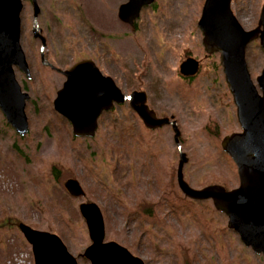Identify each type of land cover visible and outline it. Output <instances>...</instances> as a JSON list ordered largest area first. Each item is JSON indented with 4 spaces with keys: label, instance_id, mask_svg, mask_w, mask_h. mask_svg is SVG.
I'll return each instance as SVG.
<instances>
[{
    "label": "rangeland",
    "instance_id": "374dc122",
    "mask_svg": "<svg viewBox=\"0 0 264 264\" xmlns=\"http://www.w3.org/2000/svg\"><path fill=\"white\" fill-rule=\"evenodd\" d=\"M36 1L37 32L46 46L40 50L32 37L33 8L24 0L20 44L31 77L14 67L30 96L27 133L17 134L0 111V264H34L20 222L55 233L78 264H91L83 256L91 241L79 212L82 202L101 208L104 241L119 243L146 264H264L227 227L212 200L190 199L177 185L180 153L188 157L183 177L193 188L232 189L239 183L221 140L241 128L219 54L204 51L197 24L204 0H154L132 26L117 15L127 0ZM263 2L231 1L245 30L257 26ZM41 57L61 70L92 59L122 92H146L157 116L176 121L179 144L170 124L146 128L126 101L99 116L93 137L73 136L70 122L53 108L65 75ZM188 57L199 61V70L184 77L179 65ZM245 58L256 84L264 66L258 39L248 43ZM69 178L79 181L84 196L67 191ZM143 201L152 205L151 216L142 213Z\"/></svg>",
    "mask_w": 264,
    "mask_h": 264
},
{
    "label": "water",
    "instance_id": "95a60500",
    "mask_svg": "<svg viewBox=\"0 0 264 264\" xmlns=\"http://www.w3.org/2000/svg\"><path fill=\"white\" fill-rule=\"evenodd\" d=\"M23 1L0 0V111L20 136L28 131L25 105L30 96L18 83L14 67L27 78L31 77L20 44ZM30 1L35 35L42 38L43 47L45 40L37 32L36 21L40 7L36 0ZM153 1L127 0L119 6L118 18L132 26L141 8ZM231 1L204 0L197 24L202 32L206 54H219L225 81L236 106L241 131L224 136L221 147L236 165L239 183L232 189H226L220 184L193 188L183 177V167L188 161L184 153L179 155L176 180L186 197L212 200L214 207L226 215L227 227L238 234L246 247L264 258V66L256 76V85L245 58L248 43L255 39L259 40L264 51V2L257 26L245 30L231 9ZM42 61L54 68L44 59ZM57 70L65 75V81L56 92L53 108L70 122L73 136L93 137L99 116L126 101L146 128L152 130L170 124L174 131V141L179 144L180 130L175 120L157 116L147 104L146 92H122L110 76L101 73L92 59L80 60L66 70ZM198 70L199 61L192 57L186 58L179 65V72L184 77L194 76ZM64 186L72 196L85 194L75 178L67 179ZM79 212L84 218L91 241L84 249L83 256L91 264H146L142 258L133 255L119 243L104 241L105 222L98 204L82 202ZM18 228L31 247L34 264H78L55 233L35 229L23 222L18 224Z\"/></svg>",
    "mask_w": 264,
    "mask_h": 264
},
{
    "label": "trees",
    "instance_id": "16d2710c",
    "mask_svg": "<svg viewBox=\"0 0 264 264\" xmlns=\"http://www.w3.org/2000/svg\"><path fill=\"white\" fill-rule=\"evenodd\" d=\"M113 110H114V109H112L111 111H113ZM3 123H4L5 127H8V124H7L6 122H3ZM113 151H114V153H117V155H118V157H119L120 150H116V149L113 148ZM120 160H121V159L118 160V164H119ZM116 163H117V162H116ZM53 168L55 169V170H54L55 174H57L58 172H57V170H56V167L53 166ZM114 170H115V169H114ZM56 172H57V173H56ZM138 205L140 206V208H141V210H142V213H143L144 215H146V216H151V215H152L153 207H152V205L148 204V202L145 203V202L143 201V202L139 203Z\"/></svg>",
    "mask_w": 264,
    "mask_h": 264
},
{
    "label": "flooded vegetation",
    "instance_id": "af4514ba",
    "mask_svg": "<svg viewBox=\"0 0 264 264\" xmlns=\"http://www.w3.org/2000/svg\"><path fill=\"white\" fill-rule=\"evenodd\" d=\"M28 2H29V4L30 5H32V3H31V1H29L28 0ZM24 5V4H23ZM33 8V7H32ZM32 18H33V15H32ZM33 23H34V18H33ZM36 21H37V18H36ZM37 24H38V22H37ZM34 26H35V24H34ZM38 28H39V26H38ZM38 32H39V34L44 38V40H45V44L43 45V46H46V39H45V37H44V35L42 34V31L39 29L38 30ZM36 34V32L34 31V29H33V34H32V37H33V39L34 40H39L40 41V44L42 45V43H41V41H42V38L40 37V36H36L35 35ZM41 59H43V57H41ZM45 60V59H44ZM83 60V59H82ZM46 62H49L48 60H45ZM43 62V61H42ZM52 66H54V68L53 67H51L50 65H47V64H45L46 66H48L50 69H52V70H54V71H57V72H59L57 69H60L59 67H57V66H55L53 63H51V62H49ZM61 70V69H60ZM60 73V72H59ZM57 92V91H56Z\"/></svg>",
    "mask_w": 264,
    "mask_h": 264
},
{
    "label": "bare ground",
    "instance_id": "6f19581e",
    "mask_svg": "<svg viewBox=\"0 0 264 264\" xmlns=\"http://www.w3.org/2000/svg\"><path fill=\"white\" fill-rule=\"evenodd\" d=\"M79 67H80V66H78L77 68H79ZM77 68H76V69H77ZM71 72H72V71H71ZM130 99L132 100V97H131Z\"/></svg>",
    "mask_w": 264,
    "mask_h": 264
}]
</instances>
